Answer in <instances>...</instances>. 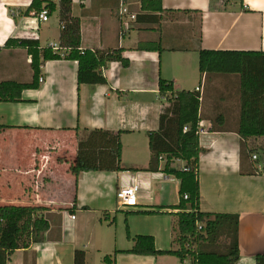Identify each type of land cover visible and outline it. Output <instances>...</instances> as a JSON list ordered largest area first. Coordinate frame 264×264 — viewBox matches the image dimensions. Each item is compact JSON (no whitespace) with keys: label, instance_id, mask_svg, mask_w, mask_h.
Masks as SVG:
<instances>
[{"label":"crops","instance_id":"obj_1","mask_svg":"<svg viewBox=\"0 0 264 264\" xmlns=\"http://www.w3.org/2000/svg\"><path fill=\"white\" fill-rule=\"evenodd\" d=\"M34 1L0 0V82L33 79L31 56L5 49L8 40L60 46V0H41L42 7L56 5L46 23L28 10ZM72 16L81 23V50L122 49L130 66L111 62L103 70L106 85L79 86L77 61H48L38 90L23 91L22 103H0V206L44 207L41 216L50 226L42 243L16 250L7 264H75L77 251L85 252V264H107L106 257L114 264H182L176 256L127 253L134 245L128 232L153 237L159 251L178 250L179 210L171 207L180 203V181L148 171V134L159 129L167 105L161 79L175 91L200 92V209L238 215V264H256L264 254V159L250 151L264 146V138L238 135V77H201L199 58L202 50L264 52V0H161L159 12H144L141 0H73ZM140 43L160 44L161 52L138 51ZM219 115L224 126L211 130ZM77 129L122 132L126 171L81 173L76 185L70 167ZM184 167L172 163V171ZM123 188L136 190L137 207L119 203Z\"/></svg>","mask_w":264,"mask_h":264},{"label":"trees","instance_id":"obj_2","mask_svg":"<svg viewBox=\"0 0 264 264\" xmlns=\"http://www.w3.org/2000/svg\"><path fill=\"white\" fill-rule=\"evenodd\" d=\"M35 0L28 10L38 13L47 10L48 15L56 11V5ZM73 0H60V23L64 25L60 37V49L64 54L51 48H41L38 40L10 39L8 48L26 49L32 58L33 79L22 84L15 81L0 82V103H22L25 90H38L41 86V67L45 62L71 60L78 62V85H106L103 70L111 62H118L124 68L130 66L123 57V50L109 52H81V23L72 16ZM144 12H159L161 0H141ZM138 51L161 52L160 44L140 43ZM2 49L0 48V52ZM201 77L211 75H234L239 79L240 117L238 135L245 141L264 138V52H232L202 50L199 58ZM159 92L167 100L161 110L159 129L150 132L149 149L151 160L149 172H163L175 176L180 181V203L171 207L179 210L174 214L176 251H159L155 240L149 236L131 237L133 248L129 254L141 256H176L183 264H238L240 261L239 226L240 218L234 214L203 213L200 209L201 194L199 184L200 155L203 149L199 142L201 123V94L199 91H175L172 83L161 79ZM224 117L219 115L211 130L223 127ZM187 129V131H185ZM76 160L70 171L77 185L81 173L123 172L122 132L77 129ZM261 154L264 146L253 147L250 154ZM165 161L163 169L161 162ZM182 161L183 169L172 171V163ZM187 197V199H185ZM47 209L30 206H0V264H7L9 256L16 250H26L32 244L43 242L50 226L41 216ZM73 211V209H71ZM153 215L154 213H148ZM156 214V213H155ZM105 263L114 264L108 257ZM75 264H85V252L77 251ZM256 264H264V254L256 257Z\"/></svg>","mask_w":264,"mask_h":264},{"label":"built area","instance_id":"obj_3","mask_svg":"<svg viewBox=\"0 0 264 264\" xmlns=\"http://www.w3.org/2000/svg\"><path fill=\"white\" fill-rule=\"evenodd\" d=\"M128 14L127 9H124L122 11V15L126 16ZM132 20H135L136 17L132 16L131 17ZM39 20L43 23H46L49 21V15H48V11L47 10H42V12H40L39 15ZM62 29H64V25L62 24ZM49 48H51L54 52H59L60 46L56 45V44H51L49 46ZM82 53H84L83 50H81ZM43 82V79H40V83ZM185 131H187V129H185ZM203 133V130L200 128L199 131V135ZM254 160H257V156L253 157ZM117 199L119 201V203H121V205L125 208V209H131L134 207L138 206V201H137V192L134 188H123L121 189L118 193H117ZM185 199H187V197H185ZM72 219H75V217H72ZM183 264H192L190 260H187L186 262H184Z\"/></svg>","mask_w":264,"mask_h":264},{"label":"water","instance_id":"obj_4","mask_svg":"<svg viewBox=\"0 0 264 264\" xmlns=\"http://www.w3.org/2000/svg\"><path fill=\"white\" fill-rule=\"evenodd\" d=\"M173 170V169H172Z\"/></svg>","mask_w":264,"mask_h":264}]
</instances>
